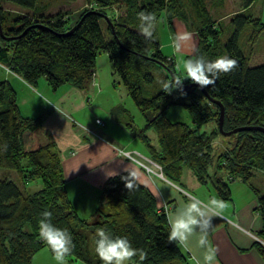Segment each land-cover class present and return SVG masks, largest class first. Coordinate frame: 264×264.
I'll use <instances>...</instances> for the list:
<instances>
[{
    "label": "trees",
    "instance_id": "1",
    "mask_svg": "<svg viewBox=\"0 0 264 264\" xmlns=\"http://www.w3.org/2000/svg\"><path fill=\"white\" fill-rule=\"evenodd\" d=\"M88 1L91 6L82 9L73 21L67 18V11L45 13L37 0H0V66L30 85L44 76L52 88L65 83L82 89L95 74L97 55L106 53L112 72L120 77L145 123L136 127L124 107L116 110L117 119L145 145L164 177L179 184L187 167L201 184L211 182L223 200L230 198L223 177H238L258 195L260 227L255 235L264 241V194L250 183L253 170L264 171V132H235L222 152L214 155L213 142L220 135V108L209 99L223 105L225 131L238 126L264 127V62L249 63L253 45L264 30L259 15L251 10L254 0H239L240 10L230 15L233 28L225 41L220 39L219 20L208 9L210 0ZM211 1L218 6L224 0ZM3 2L12 3L20 12L5 10ZM115 4L124 7L123 12L107 19L104 30L100 25L106 18L104 8ZM141 11L153 13L156 20L164 15L171 30L174 18L190 25L197 43L187 58L202 55L214 60L228 55L236 61V67L204 87L208 96L195 86L171 94L163 92L161 82L179 74L174 59L163 53L154 35L151 40L140 35ZM247 25L251 26L250 51L239 45ZM189 82L185 79L183 84ZM170 105H182L192 125L170 121L166 115ZM40 125L39 117L20 113L13 87L0 78V264H30L38 250L49 249L39 236V222L46 211L52 213L56 227L71 233L74 247L69 256L87 264H103L94 251L99 228L130 240L139 254L129 264H191L180 244L169 239L168 219L157 211L154 193L128 172L112 175L102 184L104 209L99 208V220L89 223L80 217L67 197L60 151L48 136L39 141ZM202 125L208 127L199 131ZM150 129L156 133L155 143L147 134ZM12 171L15 175L10 177ZM38 179L41 187L28 192L25 184ZM129 180L131 188L125 186ZM88 234L91 255L86 244ZM253 246L264 261V243L255 239Z\"/></svg>",
    "mask_w": 264,
    "mask_h": 264
},
{
    "label": "crops",
    "instance_id": "2",
    "mask_svg": "<svg viewBox=\"0 0 264 264\" xmlns=\"http://www.w3.org/2000/svg\"><path fill=\"white\" fill-rule=\"evenodd\" d=\"M212 5L213 3L210 6L212 7ZM226 5L228 6V9H230L228 13H225V15H229L228 17L240 10L239 1L224 0L219 7L222 8ZM251 10L254 14L259 15L264 23V0H254L251 5ZM79 13L80 11L77 12V15H71L70 18L74 20L76 17L77 19ZM222 17H224V14ZM176 21L181 20L177 18L172 20V33L174 35L172 37L175 42L174 45L179 44L180 46L181 40L179 41V39L184 35H188L190 44L188 45V40H186L187 45H185L186 47H184V49L188 51L189 54H192L197 43L196 34L192 30H188V28H185L184 31L181 30L179 34H176L174 31V24ZM257 52L259 54V51H252L250 59L255 56V53ZM110 66V62H108L106 65V68H108L106 75L108 77H106V81H102L99 75L103 71L99 67V63L96 61L94 69L96 72L94 73L97 77V81H95V79L91 80L90 87L86 89V93L84 89L65 83L56 88H52L44 76L40 77L36 84L30 85L21 77L2 66L1 67L5 73L11 76V80H8V77L0 78L8 80L13 87L20 113L27 117L40 118L41 125L40 134L38 135L39 141L42 142L46 136L54 140L61 155L66 189H74L71 191L80 189L81 191H79V193H84V196L82 195L81 197L80 195H74L69 192V190H66L68 197L73 194V198L71 199H76L75 201L73 200L74 202H72V200L70 201V203L72 202V206L76 208L77 205L78 208H80L82 202L91 201V197H85L89 195V188H93L100 193V196L98 195L95 199L96 201H99L100 197H102V192H100V190L104 181L112 175L128 172L138 182L151 189L156 197L158 207L164 202L169 203L171 206L170 214L190 201L192 195L190 194L191 192L189 193L187 190L189 183L191 186V184L196 182V185H194L195 187L198 184L199 186L203 184L196 179L194 174V182L192 179H190L189 182H186L184 177H182L184 174H182L179 184L168 180L166 177L160 178L154 175L150 177L138 163L121 155L116 150L117 148H121L124 151H138L140 153L141 150L137 149V146L135 145L136 137L118 121V113L116 111L114 112L115 114L113 113V104H111V101L109 102L110 105L108 107L112 114V117L110 116L111 118L95 116L92 120L91 116L90 118H86L84 114L86 103L89 104L90 102L88 95L93 94V97L96 99L97 96L105 93L107 84H110V76H112V71L109 73V70H112ZM97 70H101V72L99 73ZM111 87L112 89L116 88H114L112 84ZM18 92H20V95ZM42 94L51 97L53 100L50 102L58 105L63 111L69 113L71 116L75 115L78 119L74 118L76 121L81 124H83V122L88 123L90 128L96 134L89 132L82 134V132H78L71 122L61 115L56 108L50 106L47 102L46 105L43 103ZM28 104H30V106H28ZM89 105L93 107L91 103ZM96 118L101 119L104 124H96ZM26 185L27 183L25 184V187L27 188ZM39 186L40 185L36 187ZM194 196L200 201L207 203L204 196H197L195 194ZM99 204L100 203H95L93 209H97ZM256 206L257 197L249 196L239 207L232 206L226 209L225 205L221 215L212 218V227L209 229V241L217 249V264H264V261L253 246L255 238L252 235H248V231L255 234L260 227V218ZM76 213L78 214V212ZM79 216L83 217L81 215ZM234 223L242 228L239 227V229H237L233 227ZM196 239V236L190 238L187 248L180 245L182 250L188 255L191 264H196V261L202 258L203 250L197 247ZM46 249L48 250V248ZM36 254H34V257ZM49 254L51 253L49 252ZM43 255L46 256L45 253H43ZM34 257L30 264L33 262ZM45 259L47 261L45 264H57V261L53 256H46ZM65 264L87 263L82 259L67 256Z\"/></svg>",
    "mask_w": 264,
    "mask_h": 264
},
{
    "label": "rangeland",
    "instance_id": "3",
    "mask_svg": "<svg viewBox=\"0 0 264 264\" xmlns=\"http://www.w3.org/2000/svg\"><path fill=\"white\" fill-rule=\"evenodd\" d=\"M236 1L238 2L239 0H236ZM211 3H213V2L210 0L208 3V9L211 12V14L213 15V17L215 19L219 20L220 24L218 27L221 30L220 31V39H221V41H225L227 36L229 35V33L231 32V30L233 28L231 23H230V17H228L229 15H225V13H228L230 9H228V6H227L228 4L221 8V7H219L220 5H218V6L212 5V7H211L210 6ZM1 4L5 10H8L12 13L20 12L19 8H17L12 3L3 2ZM37 4H38V6H41L42 8H44L45 13L55 14L58 11H67L69 13L67 18H70V16L74 15V14L77 15V12L81 11L84 8H88L91 6L90 2L88 0H75V1H70V0H37ZM123 9H124V7L119 8L117 4L105 7L104 11L106 14V18H102L100 20V25H101L102 29L104 28V30H105V24H108V22L106 21L107 19L108 20L114 19L117 16V14L123 12ZM223 14H224V17H222ZM219 16H221L222 18ZM218 18H221V19H218ZM75 19H76V17H75ZM73 21H71V22H73ZM184 24L181 21L175 22L174 31L176 34H179V32L181 30L184 31L185 28H188V30H190V25H188L186 23V25H187L186 26ZM250 31H251V26L247 25L242 30V32L240 34L239 45L241 46V48L243 50L250 51V48L248 46V34ZM172 32H173V30H171L169 23L167 22V19L164 15H162L158 20H156L154 38H156L158 40V42L160 43V48L163 51V53L174 59L175 69H176L177 73L179 75H181L183 72L184 60L187 59V54H189L188 51H186L184 49V47H186L185 45H187L186 40H188L187 41L188 45L190 44V39H189L188 35L186 36L187 37L186 39L180 38L179 39V41L181 40L180 49H179V51H177L176 47L174 45L175 42H174L173 37H172L174 35ZM182 37H185V35ZM196 40H197V38H196ZM252 49H253V52L259 51V54H258V52L255 53L256 55L250 59V65L260 63V62H264V30L262 31V33L258 37L257 41L254 43ZM193 52H194V50H193ZM96 61L99 63V67L103 71L99 75L100 79L102 81H106V77H108L106 75V73L108 72V68H106V65L109 62V57L107 54H104L102 52V53L98 54V56L96 57ZM111 71L112 70H109V73ZM98 72L100 73L101 70H99ZM0 77H8V80H11V76L6 74L1 66H0ZM110 77H111L110 84H107V89H106L105 93L97 96L96 99H95V97H93V94L88 95L90 98L89 104L91 103L93 105V107H91L88 103H86V108L84 110V114H85L86 118H90V116L92 117V120L94 119L95 116H100L103 118H111L112 114L108 109V107L110 105L109 102L111 101V104H113V106H112L113 113L119 107H124L130 112L132 119H133V124L139 128L143 127V125L145 123L144 118L139 113L138 109L134 105L130 96L127 94L125 86L121 82L120 77L118 75L114 74L113 72H112V76H110ZM93 79H95V81H97L96 80L97 77L95 76V74H93L92 80ZM111 84L114 88L115 87L116 88L112 89ZM89 87H90V82L88 83L87 87L82 88V89H84L85 93H86V89H88ZM18 94L20 95V92H18ZM42 96H43V103L45 105L48 103L50 106H52L50 101L53 99L51 97H47L45 94H42ZM180 98L184 99L185 96L181 95ZM91 100H92V102H91ZM28 106H30V104H28ZM61 115H63V114L61 113ZM166 115H167L168 119L172 122H176V121L177 122H186L189 125H192L191 117H190L189 113L187 112V110L182 105H170L166 109ZM72 117L76 118L75 115H72ZM66 119L68 120L69 118H66ZM72 125H73V127H75V129L78 132H82V134L88 132L87 129H85L82 126H79L77 122H76V124H72ZM84 125L86 127L90 128V125L88 123L83 122V126ZM207 127H208V125H202L199 128V131L206 130ZM96 131H97V129H96ZM147 134L153 143H155L157 141L156 140V133L152 129H150L147 132ZM229 138H230V135H228V136H225L222 134L218 135L213 142V152L212 153L214 155H217L218 153L222 152V150L225 148V145L228 144V141L230 140ZM135 139H136L135 145L137 146V149L141 150V154L143 153V155L149 156L148 152L146 150L147 148L145 147V145H143L137 138H135ZM127 151H130V150H127ZM1 171H3V169H0V172ZM183 174L184 175L182 177H184V180L186 182H189L190 179H192L193 182L195 181L193 173L189 168L185 167ZM13 175H15L14 171H12V173L10 174V177ZM12 178H14V177H12ZM223 178L231 190V196L228 200L221 199L217 189L215 188V186L211 182H208L207 184H205V185L203 184L200 186L198 184L196 187L194 186V185H196V182L191 184V186L189 183L187 190L189 193L191 192L190 194L192 196H194V194L197 196H204V199L207 202L212 198H216L218 200H221L226 205V209H228L232 206L239 207L241 205V203L244 202L246 200V198L249 196H254V197L258 196L255 193V191L252 190L247 183L241 181L240 179H238V177L233 178V180L229 179L226 176H224ZM250 183L254 186V188L256 189V191L260 195H263L264 194V171L253 170V175L251 177ZM37 184L40 185L39 187H41V181L39 179L29 181L26 185L27 186L26 190L28 192L36 191L37 188H39V187H36V186H38ZM67 188H69V187H67ZM89 189H90L89 195L85 196V197H91V201L82 202L80 208H78L77 205H76V208L74 206H72V207L76 212H78L79 215L83 216L82 218L85 217V219H87V221L89 223H91V222H94L96 220H99V208L104 209V202L101 200L102 197H100L99 201H96L95 199L98 197V195L100 193L93 188H89ZM66 190H69V192L73 193L74 195H80L81 197H82V195L84 196V193H79V191H81L80 189H76L75 191H71L74 189L69 188ZM100 192H102V189L100 190ZM73 194H71L70 197H68V195H67L69 201L72 200L71 198H73ZM73 200L75 201L76 199H73ZM73 200H72V202H74ZM95 203H100V204L98 205L97 209L94 210L93 207H94ZM86 244H87L88 253L91 255L93 253V247H92V240L90 238V235L87 238ZM46 248L42 247L40 250L37 251V254L35 253L36 256L35 257L33 256L34 260L31 264H45L47 262L45 259L46 256L50 255V256L55 257L54 255H52L53 253L48 251L49 249L47 250ZM49 252L51 254H49ZM43 253H45L46 256H44Z\"/></svg>",
    "mask_w": 264,
    "mask_h": 264
},
{
    "label": "clouds",
    "instance_id": "4",
    "mask_svg": "<svg viewBox=\"0 0 264 264\" xmlns=\"http://www.w3.org/2000/svg\"><path fill=\"white\" fill-rule=\"evenodd\" d=\"M138 19L140 35L146 40H151L155 31V15L141 11L138 13ZM175 47L179 51V44ZM235 67L236 61L228 55L219 56L214 60L196 55L184 60L181 75L173 77L172 80L162 81L161 90L168 94L180 90L185 79L203 88L214 84L221 74L229 73ZM123 155L127 157V153ZM125 186L131 188L133 186L131 180ZM224 208L223 201L216 198L204 203L191 196L186 205L168 215L169 239L187 248L190 238L196 236V245L203 250L202 258L197 260L196 264H217V249L209 241V229L212 227V218L220 216ZM51 217V212L46 211L42 214L39 236L54 253L57 264H65L66 257L71 254L74 247L73 238L67 229L56 227ZM233 227L239 229L238 224L234 223ZM94 251L103 264H128L133 256L139 254L126 236L113 235L104 228L97 229L95 233ZM140 256L143 259V255Z\"/></svg>",
    "mask_w": 264,
    "mask_h": 264
},
{
    "label": "built area",
    "instance_id": "5",
    "mask_svg": "<svg viewBox=\"0 0 264 264\" xmlns=\"http://www.w3.org/2000/svg\"><path fill=\"white\" fill-rule=\"evenodd\" d=\"M52 106L54 108H56L60 113H62L66 118H69L68 120L72 123V124H76V122L78 123L79 126L84 127L85 129H87V131L89 133H93L96 134L91 128H88L86 126H83V124H81L80 122L76 121L69 113L63 111L58 105L51 103ZM95 123L99 124V125H103V121L99 118L95 119ZM121 155H123L124 153H127V159H130L136 163H138L144 170L145 172L151 177L152 175L160 177V178H164L163 172H162V168L161 166L153 161L149 156H145L143 154H141L138 151H123V149L121 148H117L116 149ZM171 210V206L169 205V203L164 202L160 207H158L157 211L160 213H164L166 216L169 215V212ZM236 224V223H235ZM240 227V226H239ZM242 228V227H240ZM248 233H251L248 231ZM251 235L258 241L264 243L263 240H261L260 238H258L255 234L251 233Z\"/></svg>",
    "mask_w": 264,
    "mask_h": 264
},
{
    "label": "water",
    "instance_id": "6",
    "mask_svg": "<svg viewBox=\"0 0 264 264\" xmlns=\"http://www.w3.org/2000/svg\"><path fill=\"white\" fill-rule=\"evenodd\" d=\"M2 33V27H1V24H0V34ZM5 38H10V37H6ZM192 86H195V87H198V89L206 96H208V94L206 93V91L204 90V87L201 88L200 86L192 83V82H189V83H184L183 86H182V91H185L186 89L192 87ZM209 98V97H208ZM210 101L216 103L219 105V108H220V111H219V118H218V130L220 132V134L222 135H225V136H228V135H231L235 132H238V131H241V130H251V129H258V130H261L264 132V127H261V126H238V127H235L229 131H225L223 129V116H224V107L223 105L218 101V100H214V99H211L209 98Z\"/></svg>",
    "mask_w": 264,
    "mask_h": 264
}]
</instances>
